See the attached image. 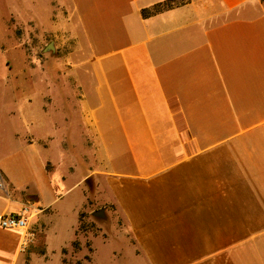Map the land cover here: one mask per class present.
<instances>
[{"label": "crops", "instance_id": "0c3cea01", "mask_svg": "<svg viewBox=\"0 0 264 264\" xmlns=\"http://www.w3.org/2000/svg\"><path fill=\"white\" fill-rule=\"evenodd\" d=\"M40 1L71 62L46 65L36 104L0 100V214L28 224L0 228V264H65L94 178L125 225L94 245L133 264H264V0L147 16L169 0ZM31 2L14 20L45 31Z\"/></svg>", "mask_w": 264, "mask_h": 264}, {"label": "rangeland", "instance_id": "374dc122", "mask_svg": "<svg viewBox=\"0 0 264 264\" xmlns=\"http://www.w3.org/2000/svg\"><path fill=\"white\" fill-rule=\"evenodd\" d=\"M185 1L187 0H170L166 3L178 5ZM31 3V8H34L37 15L44 21L42 27L45 31H40L32 22L21 26L14 20L19 7L17 0H0V43L4 46L0 50V100L17 96L22 98L25 107L36 104L37 92L34 84L43 76L48 75L46 65L69 64L71 62V57L67 56L70 48L61 45L54 34L47 32L51 25L48 18L50 16L49 7L40 0H32ZM31 8L29 7V10ZM20 40L24 47L23 50L19 47ZM17 41L18 47L15 45ZM71 73L68 68H63L58 73L54 72V75L61 74L63 77L65 74L70 75ZM75 73L78 74L79 70H76ZM104 189V180L100 178L89 180L88 204L81 215L77 239L74 241L78 242V247L71 246L66 251L65 264H133L127 256H118L112 253V250L117 251L113 248L119 247L118 243H112L113 246H111L112 244L104 246L97 241L94 245V238L102 234L109 239L111 237L119 238L120 235L112 230L114 227L122 233L125 232L123 219L118 214H114L113 220L104 214L106 209L112 208L105 197ZM90 211L94 212L89 214ZM100 221L109 225L108 235L105 232L102 233L98 227ZM43 244L44 234L42 233L39 235V250L41 251ZM95 249H97V253H94ZM94 255L96 256L93 261ZM24 264H29V262L25 261Z\"/></svg>", "mask_w": 264, "mask_h": 264}, {"label": "built area", "instance_id": "2783aa9c", "mask_svg": "<svg viewBox=\"0 0 264 264\" xmlns=\"http://www.w3.org/2000/svg\"><path fill=\"white\" fill-rule=\"evenodd\" d=\"M6 190V178L0 169V191ZM27 218L20 214H0V228L2 229H26Z\"/></svg>", "mask_w": 264, "mask_h": 264}, {"label": "trees", "instance_id": "16d2710c", "mask_svg": "<svg viewBox=\"0 0 264 264\" xmlns=\"http://www.w3.org/2000/svg\"><path fill=\"white\" fill-rule=\"evenodd\" d=\"M169 1H170V0H169ZM183 3H185V2H183ZM183 3H181V4H183ZM178 5H180V4H178ZM174 6H177V5H168L167 3H165V4H163V5H158V6H156L151 12L144 11V15L147 16V15H149V14H151V13H157V12H159V11H162L163 9H169V8L174 7ZM156 8H158V9H156ZM72 246H73L74 248H77V247H78V242H73ZM64 253H66V250L64 251ZM64 262H65V261H64ZM79 264H80V263H79Z\"/></svg>", "mask_w": 264, "mask_h": 264}, {"label": "water", "instance_id": "95a60500", "mask_svg": "<svg viewBox=\"0 0 264 264\" xmlns=\"http://www.w3.org/2000/svg\"><path fill=\"white\" fill-rule=\"evenodd\" d=\"M99 213V212H98ZM97 215V214H96Z\"/></svg>", "mask_w": 264, "mask_h": 264}]
</instances>
